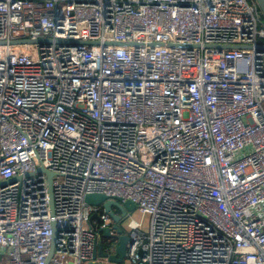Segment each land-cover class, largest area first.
Here are the masks:
<instances>
[{
  "label": "built area",
  "instance_id": "2783aa9c",
  "mask_svg": "<svg viewBox=\"0 0 264 264\" xmlns=\"http://www.w3.org/2000/svg\"><path fill=\"white\" fill-rule=\"evenodd\" d=\"M262 18L254 0H0V264H109L89 194L150 218L128 264H264Z\"/></svg>",
  "mask_w": 264,
  "mask_h": 264
},
{
  "label": "water",
  "instance_id": "95a60500",
  "mask_svg": "<svg viewBox=\"0 0 264 264\" xmlns=\"http://www.w3.org/2000/svg\"><path fill=\"white\" fill-rule=\"evenodd\" d=\"M264 18V0H254ZM169 46V45H167ZM213 47V46H212ZM215 48L220 49H243L244 47L241 46H214ZM261 48L264 49V46ZM46 173L49 178V189H50V195H51V205L53 209V188H52V179H53V173L48 172L44 168H40L38 170V173ZM85 202L87 205L95 208H102L112 219L113 226L112 228H101L99 229L101 233L102 239H115L117 240L115 244V253L113 255H107L104 253V243L96 244V248L94 251V259L96 260L98 257L100 258H108L109 264H122L126 258L127 255V245L129 243V236L123 232V230L120 227V223L123 221V219L128 215V213L134 212L137 207L134 203L128 201V202H122L120 199H109L108 197L101 195V194H89L85 198ZM116 210H119L120 214H117L115 212ZM93 220H100V217L96 214L92 218ZM116 233L114 236L111 234V232ZM56 237H57V228L55 224L53 225V242L51 247V256L54 253L55 243H56ZM91 264H100V263H91Z\"/></svg>",
  "mask_w": 264,
  "mask_h": 264
},
{
  "label": "rangeland",
  "instance_id": "374dc122",
  "mask_svg": "<svg viewBox=\"0 0 264 264\" xmlns=\"http://www.w3.org/2000/svg\"><path fill=\"white\" fill-rule=\"evenodd\" d=\"M263 17V16H262ZM262 22L264 24V18H262ZM115 212L117 214H120L119 210L115 209ZM132 220L136 221H143L144 229L148 230L150 226V218L148 216L142 217V215L139 213V211L136 209L134 212L128 213V215L123 219V221L120 223V227L125 233H129L128 225ZM110 244H114L117 242L115 239H108ZM122 264H128V261L125 259Z\"/></svg>",
  "mask_w": 264,
  "mask_h": 264
},
{
  "label": "trees",
  "instance_id": "16d2710c",
  "mask_svg": "<svg viewBox=\"0 0 264 264\" xmlns=\"http://www.w3.org/2000/svg\"><path fill=\"white\" fill-rule=\"evenodd\" d=\"M94 226L97 227L98 226V222L95 221Z\"/></svg>",
  "mask_w": 264,
  "mask_h": 264
},
{
  "label": "crops",
  "instance_id": "0c3cea01",
  "mask_svg": "<svg viewBox=\"0 0 264 264\" xmlns=\"http://www.w3.org/2000/svg\"><path fill=\"white\" fill-rule=\"evenodd\" d=\"M101 241V240H100Z\"/></svg>",
  "mask_w": 264,
  "mask_h": 264
}]
</instances>
